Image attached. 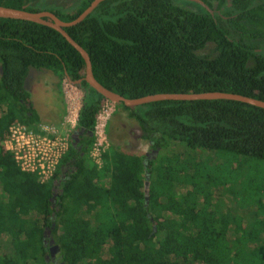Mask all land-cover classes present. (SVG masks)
I'll return each mask as SVG.
<instances>
[{"label": "trees", "instance_id": "16d2710c", "mask_svg": "<svg viewBox=\"0 0 264 264\" xmlns=\"http://www.w3.org/2000/svg\"><path fill=\"white\" fill-rule=\"evenodd\" d=\"M91 1L0 5L70 21ZM201 1L213 12L192 0H104L65 31L88 53L94 78L126 98L223 91L264 101V0ZM83 68L56 30L0 18V143L11 122H41L25 88L31 70L76 81ZM77 86L78 142L70 139L48 182L20 171L0 145V264H264V176L256 184L241 170L264 161V109L232 100L118 104L150 152L107 149L98 165L88 153L105 99L83 80ZM221 155L231 156L226 169L214 163ZM227 172L241 181L234 187L248 200L240 213L249 222L216 206L223 185L215 177Z\"/></svg>", "mask_w": 264, "mask_h": 264}, {"label": "rangeland", "instance_id": "374dc122", "mask_svg": "<svg viewBox=\"0 0 264 264\" xmlns=\"http://www.w3.org/2000/svg\"><path fill=\"white\" fill-rule=\"evenodd\" d=\"M57 4H69L70 0H55ZM1 71V70H0ZM25 88L31 94V99L34 104L35 110L40 116V123L58 126L59 134H71L74 130L71 129L69 125L67 127H62L59 125L61 117H65L69 112V118H75L77 116L78 110L81 106L83 99V91L74 83L70 82L67 77L62 80L58 79L51 71L48 70H31L25 81ZM102 111L100 112L99 123L103 126H98L95 130L94 141L89 149L88 156L91 161L97 163L99 160L101 165L103 161L100 160L99 153L107 149H114L119 152L134 154L141 156L145 153L147 155L150 152L148 142L140 138V131L136 120L128 117L127 110H124L118 103H114L105 100L102 105ZM65 115V116H64ZM178 148V147H177ZM230 157L228 155H221L215 159L214 163H219L227 168L230 165ZM235 158V156H234ZM248 163H243L241 165V170L246 172L250 180L254 178V182H261L262 180H257L258 176H264V161L258 162L257 160H247ZM226 171V170H225ZM243 175L242 178H244ZM215 185H219L222 182V187L218 190L219 198L215 197L214 201L216 206L220 207L222 212L233 217L234 221L245 220V222L250 221L249 214L246 216L240 211H245L247 209L248 200L244 194H237V183L239 177L231 173H225L224 176L215 177ZM253 182V183H254ZM248 183V182H246ZM228 186L227 189L224 188ZM236 186V187H234ZM223 188V189H222ZM236 193L239 198L243 201H239L238 197L231 191ZM217 196V194H216ZM240 204H243L240 207ZM250 212L262 218L261 209H257L254 206H249ZM49 236L46 240L52 239L51 228ZM1 242V239H0Z\"/></svg>", "mask_w": 264, "mask_h": 264}, {"label": "water", "instance_id": "95a60500", "mask_svg": "<svg viewBox=\"0 0 264 264\" xmlns=\"http://www.w3.org/2000/svg\"><path fill=\"white\" fill-rule=\"evenodd\" d=\"M102 1L104 0H92L83 11H81L74 19L70 21H62L54 13L46 10L31 12V11H27L25 7L17 9V8L5 7L1 5H0V18L30 21L50 27L56 30L57 32H59L62 35V37L80 54V56L84 61L82 78L76 81H72L68 77L67 79L76 85L80 83V80H83L88 84L89 87H91L97 93H99L105 100L122 104L124 107L128 109H134L137 106H141L144 104L157 102V101H196V100H232L264 109L263 100L242 94L232 93V92L205 91V92H192V93L191 92L190 93H183V92L154 93L136 98H126L104 87L93 76L91 61L88 53L76 41H74L70 37V35L65 31V28L74 26L79 22H81L83 19H85ZM192 1L198 3L210 13L213 12L201 0H192ZM79 133H81V131ZM70 139H71V144L75 146L78 142V133L75 131L72 132L70 135ZM49 242L50 244H53L52 239H50ZM53 247L57 248L56 245H54Z\"/></svg>", "mask_w": 264, "mask_h": 264}, {"label": "built area", "instance_id": "2783aa9c", "mask_svg": "<svg viewBox=\"0 0 264 264\" xmlns=\"http://www.w3.org/2000/svg\"><path fill=\"white\" fill-rule=\"evenodd\" d=\"M100 112L96 119L95 130L98 126H103L102 123H99ZM63 120V124H59L62 129L67 125L74 129L77 116L74 119L69 118L68 112ZM57 127L48 124L30 127L13 121L2 136L1 148L11 154L20 171L33 175L39 183L48 182L55 174L61 158L70 146V134L60 135V128ZM97 164H100L99 160H97Z\"/></svg>", "mask_w": 264, "mask_h": 264}, {"label": "flooded vegetation", "instance_id": "af4514ba", "mask_svg": "<svg viewBox=\"0 0 264 264\" xmlns=\"http://www.w3.org/2000/svg\"><path fill=\"white\" fill-rule=\"evenodd\" d=\"M49 233H50V229H48V227H45V234H44V236L45 237L49 236ZM49 240L50 239L47 240L48 241L47 243L50 245L48 247V253H49V255L51 254L50 256H51L52 263H57L58 260H59V256H60V255H58V249L57 248H54L53 247V244H50ZM45 256H46L47 260L49 261L47 255H45Z\"/></svg>", "mask_w": 264, "mask_h": 264}, {"label": "crops", "instance_id": "0c3cea01", "mask_svg": "<svg viewBox=\"0 0 264 264\" xmlns=\"http://www.w3.org/2000/svg\"><path fill=\"white\" fill-rule=\"evenodd\" d=\"M64 116H65V115H64ZM63 118H64V117H61V120H60V123H61V124H63V123H62V122L64 121Z\"/></svg>", "mask_w": 264, "mask_h": 264}, {"label": "bare ground", "instance_id": "6f19581e", "mask_svg": "<svg viewBox=\"0 0 264 264\" xmlns=\"http://www.w3.org/2000/svg\"><path fill=\"white\" fill-rule=\"evenodd\" d=\"M204 3V2H203ZM39 124H44V123H39ZM71 135V134H70Z\"/></svg>", "mask_w": 264, "mask_h": 264}]
</instances>
